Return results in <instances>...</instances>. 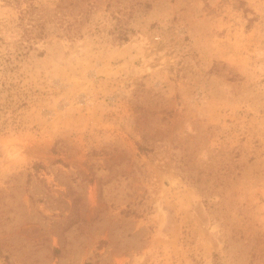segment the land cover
I'll list each match as a JSON object with an SVG mask.
<instances>
[{"label":"rangeland","instance_id":"1","mask_svg":"<svg viewBox=\"0 0 264 264\" xmlns=\"http://www.w3.org/2000/svg\"><path fill=\"white\" fill-rule=\"evenodd\" d=\"M0 264H264V0H0Z\"/></svg>","mask_w":264,"mask_h":264}]
</instances>
